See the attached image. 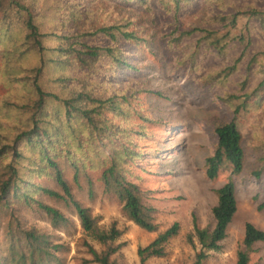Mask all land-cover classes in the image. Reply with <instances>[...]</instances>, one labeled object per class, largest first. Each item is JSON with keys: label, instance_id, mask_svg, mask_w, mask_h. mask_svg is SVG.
Returning <instances> with one entry per match:
<instances>
[{"label": "trees", "instance_id": "obj_1", "mask_svg": "<svg viewBox=\"0 0 264 264\" xmlns=\"http://www.w3.org/2000/svg\"><path fill=\"white\" fill-rule=\"evenodd\" d=\"M94 1L0 0V74L10 86L15 84L20 90L14 101L9 100L10 97H0V210L5 209L9 214L5 230L7 242L0 249V264H61L58 251L63 245L55 243L52 235L35 226L22 225L14 216L15 204H21L43 214L53 228H65L70 224L61 210L36 198L35 194L73 208L82 231L101 246L96 249L84 241L91 254L88 262L119 264L114 255L123 243L115 241L122 231L114 222L106 229L97 224L90 207L76 198L65 172L67 162H70L68 168L73 170L72 178L77 184L84 174V165L72 160L75 151H82L84 147L81 138L78 141L71 139L74 146L77 144L72 150L70 137L75 133L74 124L78 123L80 130L86 131L90 140L93 139L100 130L109 127L104 112L121 113L126 97L93 94L82 81L71 89V82L78 74L83 78L92 74L99 62L107 67H130L124 57V49L128 44H140L143 36L127 16L101 20L100 14L91 6ZM108 1L129 7L157 3L166 11H173L175 16L187 8H197L202 0ZM207 2L219 6L224 12L212 15L204 26L188 29H181L175 16L173 31L176 34L168 41L179 45L183 38L198 34V40L205 41L208 49L214 48L216 55H225L231 46H240V54L217 71L216 76L225 78L237 72L242 60L248 57L240 88L223 97L233 117L215 126L216 147L205 159L206 177L215 179L222 170L229 169L231 175H238L244 168L239 118L251 104L255 105L264 96V49L250 51L254 37L248 35L249 24H257L258 32L264 36V6L246 0ZM227 8H230L229 12H226ZM243 18L246 22L241 24ZM258 74L260 79L248 89L250 75ZM105 80L109 81V78ZM84 143L89 145L90 142ZM256 152L259 165L251 173L260 178L264 172V141ZM132 154L129 148L122 147L108 155L99 180L103 191L113 195L121 204L128 220L145 231L153 232L157 228L154 221L156 210L143 201L139 186L127 179V171L123 167ZM34 177H44L54 187L33 183ZM86 181L88 195L92 197V180L88 178ZM215 194L217 200L211 208L213 227L201 228L193 219V234L199 248L192 264H201L209 251L220 248L237 210L232 178L218 187ZM178 230L179 224L173 222L148 244L139 246L140 264H145L150 257L163 256L165 244ZM258 241H264V230L246 222L242 241L244 249L237 252L236 264H248L249 252Z\"/></svg>", "mask_w": 264, "mask_h": 264}, {"label": "rangeland", "instance_id": "obj_2", "mask_svg": "<svg viewBox=\"0 0 264 264\" xmlns=\"http://www.w3.org/2000/svg\"><path fill=\"white\" fill-rule=\"evenodd\" d=\"M246 1L264 6L263 1ZM200 3L197 8H187L175 15L181 29L204 26L212 15L224 12L219 6L207 4V0ZM91 6L100 14L101 20L129 17L143 40L137 46L128 44L124 49V57L130 67H107L99 62L92 74L85 75V78L78 74L71 82V89L82 81L93 94L126 97L121 113L104 112L109 127L100 130L93 139L90 140L86 131L80 130L78 123L74 124L75 133L70 137L72 150L77 144L74 146L71 139L78 141L81 138L84 147L82 151H75L72 160L84 165V174L78 184L75 183L73 170L68 168L70 162L67 161L65 173L76 198L90 207L101 228L106 229L114 222L122 231L115 241L123 243L114 255L119 264H140L138 247L148 244L173 222L179 224V230L165 244V254L150 257L145 264H192L199 248L193 234V219L201 228L213 227L211 208L217 200L215 190L232 178L236 213L227 227L226 237L220 242V248L209 251L201 264H236L237 252L244 249L245 223L251 222L264 230V172L260 178L251 173L259 165L256 163V150L264 141L263 95L239 118L245 153L242 172L231 175L230 170L225 169L215 179H208L205 159L216 147L215 126L233 117L223 97L240 88L248 57L242 60L238 71L231 76H216L218 70L240 54V46H231L225 55H216L214 48L208 49L205 41L198 40V34L183 38L179 45H174L168 41L176 34L173 31L176 22L174 12L166 11L157 3L129 7L114 1L95 0ZM229 11L230 8H227L226 12ZM245 22L243 18L241 24ZM257 27V24H249L248 35L254 37L251 52L264 49V36ZM107 77L109 81L105 80ZM260 77L259 74L250 75L248 89ZM17 90L15 84L10 86L0 74V97H10L9 100L14 101L20 94ZM87 141L89 145L84 143ZM122 147L135 154L123 164L127 179L139 186L143 201L156 210L154 221L157 228L153 232L145 231L128 220L115 197L103 191L99 176L104 159ZM88 178L93 184L92 197L88 195ZM32 181L54 187L44 177H34ZM35 196L61 210L70 224L65 228H53L43 214L15 204L14 216L21 224L35 226L52 235L55 243L62 244L63 248L58 251L61 264H96L88 262L91 254L84 241L96 249L101 246L82 231L73 208L41 194ZM8 218L7 210L1 209L0 249L6 246ZM248 264H264V241L253 244Z\"/></svg>", "mask_w": 264, "mask_h": 264}]
</instances>
